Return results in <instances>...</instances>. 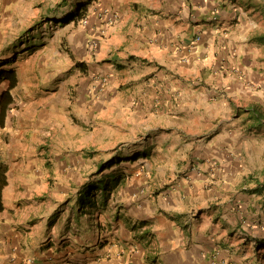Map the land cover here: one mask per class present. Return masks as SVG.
I'll use <instances>...</instances> for the list:
<instances>
[{"label": "crops", "instance_id": "1", "mask_svg": "<svg viewBox=\"0 0 264 264\" xmlns=\"http://www.w3.org/2000/svg\"><path fill=\"white\" fill-rule=\"evenodd\" d=\"M96 1L81 34L99 48L73 58L100 70L110 62L109 81L126 66L125 76L101 89V112L143 118L144 166L131 178L125 170L102 213L111 231L99 235L73 217L75 195L89 180L83 153L58 148L73 143L79 128L71 134L59 119H37L29 130L9 110L0 127V162L9 169L0 264H264L255 249L264 240V198L253 191L264 178V129L252 120L254 109L264 111V0ZM26 2L0 0V62L37 41L20 48L16 14L53 7ZM104 11L117 13L114 23L98 16Z\"/></svg>", "mask_w": 264, "mask_h": 264}, {"label": "rangeland", "instance_id": "2", "mask_svg": "<svg viewBox=\"0 0 264 264\" xmlns=\"http://www.w3.org/2000/svg\"><path fill=\"white\" fill-rule=\"evenodd\" d=\"M26 1L25 6L27 5L29 8L37 4V2H31V0ZM38 1L44 6L49 3L53 7L47 12L43 10L45 8H34L31 10L27 8L24 10L23 15L20 13L16 14L15 20L17 22L15 21V23L19 26V30L13 31V38L19 40L20 48L23 47V40L27 43L29 39L34 37L37 41L29 43L33 44L34 48L32 51V46H30L26 52L22 50L17 53V57L11 56V63L6 66L7 68H14L20 78V85L13 90L12 94L16 105H12L13 114L11 115L20 112L22 114V124H25L29 130L34 129L38 124L35 122L37 119L45 120L47 123L54 119H59L60 123L62 122L63 125L67 126L66 128L71 131V134L75 128H79V133L73 137V143L62 144L58 148L63 152H67L66 154L71 153L75 156L83 153L85 160L84 169L86 174L89 173V175L97 170L99 163L106 162L113 155L120 153L130 156L135 152L142 151L146 153L148 150H145L144 145L147 144L146 139L149 134L147 135L146 124L139 125L143 120L142 117L131 116L129 113L126 116L104 115L101 112V104H103V101H101V89L105 88L106 83L111 78L109 71H115L116 68L109 62L110 65H106L108 70H103L102 68L100 70L97 66L94 67L73 58V55L78 58V55L80 52H84L86 46H89L94 51L99 48L98 43L94 41L92 36L88 38V41H92L91 44L88 42L85 44L86 40L81 32L84 31L86 33L88 26L81 27L78 23L79 21L64 22L65 16L72 10L74 4L85 0H70L65 4L61 3V0ZM126 1L127 7H129L130 0ZM93 3L96 4L97 1ZM111 13L117 15V13ZM39 22L41 24L37 26ZM35 27H37L35 29L36 32L33 31ZM98 60H101V58H98ZM104 62L102 61V63ZM102 63L99 64L101 67H103ZM89 67L96 69L95 72L90 68L92 71L88 73ZM125 68L119 74H115L117 76H113L111 81H109V86L125 76ZM104 79L106 80L105 82ZM69 85L75 87L78 91H67L65 88ZM89 88L91 94H87L82 98V91L89 90ZM89 101V109H81V105L83 104L84 106ZM92 106L94 110L91 114ZM113 108L110 110H113ZM136 118L140 119L136 122ZM89 120H91L90 123H94L90 124ZM81 124L85 128L87 127V131L85 130L84 133L80 134ZM59 129L62 130V128ZM259 134L264 141V133ZM57 136L60 137L59 132ZM59 140H64L63 135H61ZM39 150L43 151V149ZM39 159L42 158L39 157ZM139 161L124 163L120 168L121 171L116 176H108L111 183L114 182L111 180L112 178H119L121 179L119 187L124 185L125 178L123 180V175L125 170L129 178L133 177L135 171L132 170L144 166V163L140 162L143 164H139ZM40 164L37 163L35 169ZM126 165L132 166V169H126ZM79 166H81L80 161ZM110 172L111 170H106L104 174L108 175ZM110 204L111 201L109 200L105 207H100L94 212V215H98L96 219L100 222L101 235L104 236L111 231V228L104 222L105 217L102 213L106 212V208H109ZM98 230L96 229L97 233H99ZM94 248L90 246L86 250L90 254L89 259L94 256L92 255ZM28 262L33 263L32 260H28ZM94 262L97 263L96 260Z\"/></svg>", "mask_w": 264, "mask_h": 264}, {"label": "trees", "instance_id": "3", "mask_svg": "<svg viewBox=\"0 0 264 264\" xmlns=\"http://www.w3.org/2000/svg\"><path fill=\"white\" fill-rule=\"evenodd\" d=\"M70 0H61V3L65 4ZM96 0H85L84 2H77L74 4L72 10L65 16L64 22L69 23L71 21H79L86 17L88 8ZM46 20V19H45ZM41 22L37 23L39 26ZM37 29L35 27L33 30ZM258 40H264V37H258ZM33 47H31L32 50ZM129 61L135 60L133 56H129ZM11 63V60L0 62V86L6 84L5 89L0 93V127L2 128L5 124V118L9 110L13 105L12 91L18 87L19 78L14 68L6 67ZM119 66V65H118ZM120 67V66H119ZM252 120L254 125L259 129H264V112L257 109L253 110ZM145 152H135L133 155L127 156L123 154L113 155L106 162H101L97 165V170L90 174L89 180L82 184L74 200V214L73 217L77 223L80 222L81 218H84L89 223L90 228L93 226L101 235V225L98 220H94V212L100 207H105L112 195L115 194L116 189L121 184V179L112 178L114 182L111 183L108 176H116L120 172V168L127 162L137 161L140 157H145ZM111 170L108 175L104 174V171ZM8 165L4 162H0V214L4 210L2 193L4 188L7 186V174ZM124 180V179H123ZM253 191H256L258 195L264 198V178L262 181H256L253 185ZM57 213H54L48 219V225L51 227L55 223ZM98 244H101L100 241ZM255 249L261 253L264 257V240L257 241Z\"/></svg>", "mask_w": 264, "mask_h": 264}, {"label": "built area", "instance_id": "4", "mask_svg": "<svg viewBox=\"0 0 264 264\" xmlns=\"http://www.w3.org/2000/svg\"><path fill=\"white\" fill-rule=\"evenodd\" d=\"M110 15V16H109ZM100 18L102 17H108V22L110 23H114V21L117 19V15L116 14H112V13H108L107 11H104V12H100L99 15H98ZM79 25L81 27H84V26H87L88 24V18L87 17H84L82 19L79 20Z\"/></svg>", "mask_w": 264, "mask_h": 264}]
</instances>
